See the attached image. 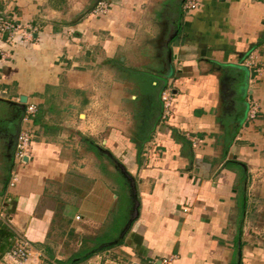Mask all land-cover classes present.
<instances>
[{"label": "crops", "instance_id": "1", "mask_svg": "<svg viewBox=\"0 0 264 264\" xmlns=\"http://www.w3.org/2000/svg\"><path fill=\"white\" fill-rule=\"evenodd\" d=\"M112 1L100 17L76 0L1 11L27 38L0 55L10 245L31 242L28 264H264V0Z\"/></svg>", "mask_w": 264, "mask_h": 264}, {"label": "built area", "instance_id": "2", "mask_svg": "<svg viewBox=\"0 0 264 264\" xmlns=\"http://www.w3.org/2000/svg\"><path fill=\"white\" fill-rule=\"evenodd\" d=\"M199 5V0H185L183 7L185 10H194ZM110 6L107 0H98L94 9L95 13L105 14ZM18 25H14L11 21L0 12V55L7 52L9 43L13 41L21 42L26 41L25 32L18 29ZM247 66L252 70V79H255L256 75L262 70V66L257 65L253 55L249 54L248 61L245 62ZM251 79V80H252ZM250 80V81H251ZM253 81V80H252ZM161 101V116L160 122L166 121L170 115V107L172 103V90L170 87H165L160 94ZM259 111V103L252 99L249 101L248 106V117L254 119ZM36 113V106L34 104H26L22 112V120L30 121L32 116ZM32 139L31 130L19 131L16 138L14 159L17 162H23V159L27 156L28 147ZM193 139V144L196 145V141ZM36 256L34 253L31 242L23 235L17 234L10 247L4 253V258L8 264H28L32 262L33 257ZM163 264H170V258H163L161 261Z\"/></svg>", "mask_w": 264, "mask_h": 264}, {"label": "rangeland", "instance_id": "3", "mask_svg": "<svg viewBox=\"0 0 264 264\" xmlns=\"http://www.w3.org/2000/svg\"><path fill=\"white\" fill-rule=\"evenodd\" d=\"M94 0H76V2L79 4V6H81V8H82V10H84V8H87L88 6H90L91 4H92V2H93ZM107 2H109V4L111 5L112 4V0H107ZM114 3V2H113ZM14 4H17V0H0V12L3 10V8L5 7V6H10V5H14ZM109 8H110V6H108V10H109ZM10 9V8H9ZM94 9V8H93ZM92 9V10H93ZM11 10V9H10ZM107 10V11H108ZM13 12L15 13L16 12V10H13ZM90 12V11H89ZM93 12V11H92ZM78 12H75V14H77ZM3 15H4V13H2ZM93 14H95V16H97V17H100V16H102V15H104L103 13H95V12H93ZM5 17H7L8 18V20L9 21H11L14 25H16L17 26V21H16V19H13V17H15V16H13V13L10 15V16H13V17H10V16H6V15H4ZM76 16V15H75ZM19 29V28H18ZM17 42H15V43H13V41L12 42H10L9 43V46L11 47V46H14L15 44H16ZM8 46V47H9ZM143 83L145 84L146 83V80L145 79H143ZM172 97H173V93H172ZM173 99V98H172ZM22 117V116H21ZM32 140V139H31ZM16 145V144H15ZM28 150V149H27ZM14 153H15V151H14ZM111 163H113L114 164V162L112 161ZM115 165V164H114Z\"/></svg>", "mask_w": 264, "mask_h": 264}, {"label": "trees", "instance_id": "4", "mask_svg": "<svg viewBox=\"0 0 264 264\" xmlns=\"http://www.w3.org/2000/svg\"><path fill=\"white\" fill-rule=\"evenodd\" d=\"M141 78L146 79V77L144 75ZM162 79H164V78H162ZM146 81L148 82V84H147L148 88H143L142 91H143V93H147L148 95H151L152 94V89H151L152 86H151L150 81L148 79H146ZM9 238H11L10 231L6 228L0 227V253H5L7 250V247L10 246L11 242H10Z\"/></svg>", "mask_w": 264, "mask_h": 264}, {"label": "water", "instance_id": "5", "mask_svg": "<svg viewBox=\"0 0 264 264\" xmlns=\"http://www.w3.org/2000/svg\"><path fill=\"white\" fill-rule=\"evenodd\" d=\"M97 2H98V0H95L94 3L92 4L91 8H89V9L86 10V13H88L90 10H92V9L95 7V5H96ZM169 53L171 54V49L169 50ZM25 99H26L25 96H21V97H20V102H21V103H24V102H25ZM131 186H132V190L134 191V186H133V185H131ZM133 196H134V194H133ZM130 221H131V218L127 221L126 225H125L124 228L122 229V231H121V233H120L119 236L122 237L123 233H124L125 230L128 228V226H129V224H130ZM110 243H112V242H110Z\"/></svg>", "mask_w": 264, "mask_h": 264}]
</instances>
